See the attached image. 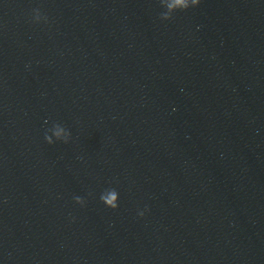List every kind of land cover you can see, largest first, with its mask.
I'll use <instances>...</instances> for the list:
<instances>
[{"label": "clouds", "instance_id": "obj_1", "mask_svg": "<svg viewBox=\"0 0 264 264\" xmlns=\"http://www.w3.org/2000/svg\"><path fill=\"white\" fill-rule=\"evenodd\" d=\"M160 6L166 11L162 12L160 14V19L162 20H171L173 18V14L177 11H186L189 8H194L199 6L201 3V0H159ZM34 16L33 19L36 23H39L42 19L47 21L46 16H42L39 9H34ZM50 131H54L56 139L54 140L51 135L45 134V140L49 144H53L55 141H62L64 143H68L69 139L71 137V133L66 130L63 126L60 124H54L52 129ZM77 204L84 205L85 200L79 196L74 197ZM118 199H119V193L116 191V189H106L103 193L100 195L101 202L108 208H111L113 210L118 208ZM140 216L144 215V212H139Z\"/></svg>", "mask_w": 264, "mask_h": 264}]
</instances>
